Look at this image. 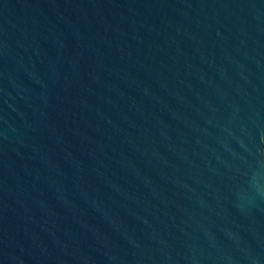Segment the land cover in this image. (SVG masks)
<instances>
[{
  "label": "water",
  "instance_id": "1",
  "mask_svg": "<svg viewBox=\"0 0 264 264\" xmlns=\"http://www.w3.org/2000/svg\"><path fill=\"white\" fill-rule=\"evenodd\" d=\"M0 264H264V0H0Z\"/></svg>",
  "mask_w": 264,
  "mask_h": 264
}]
</instances>
